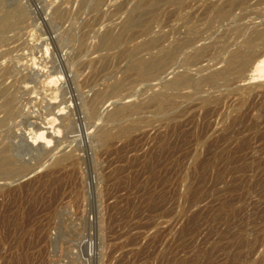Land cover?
I'll list each match as a JSON object with an SVG mask.
<instances>
[{
    "label": "rangeland",
    "instance_id": "obj_1",
    "mask_svg": "<svg viewBox=\"0 0 264 264\" xmlns=\"http://www.w3.org/2000/svg\"><path fill=\"white\" fill-rule=\"evenodd\" d=\"M210 1L0 0V264H264V100L164 87L222 67L239 29Z\"/></svg>",
    "mask_w": 264,
    "mask_h": 264
},
{
    "label": "bare ground",
    "instance_id": "obj_2",
    "mask_svg": "<svg viewBox=\"0 0 264 264\" xmlns=\"http://www.w3.org/2000/svg\"><path fill=\"white\" fill-rule=\"evenodd\" d=\"M251 1L252 0H214L210 1L208 4V10L212 14L210 15V18L214 17V19H220L224 22H222L224 25L229 26V29H239V32L237 36L235 37V42L230 43L229 46L231 50L229 49L225 53L229 52L227 56L223 59H218V62L215 63L214 65L221 64L223 63L222 67H219L217 69H214L212 71H208V74H201L199 78H192L189 77L188 75L185 74H180L177 75L174 79L167 81L164 85V87L167 90H171L174 92H180L183 91L184 89L188 87H193L195 89H201L203 88L206 84L212 85L214 88L216 84H219L220 81L222 82H230L233 84H236V87L234 88L237 92L238 97L236 98V104L232 103L230 106L236 107L238 105L239 109L242 110L243 107H245L248 102L252 101V98H254L253 101L257 100L259 97H262L261 99L264 100V28H256L254 27H244V22L242 20H245L247 18V9L251 6ZM208 2V1H207ZM202 3V2H201ZM258 3L262 4L264 3V0H258ZM195 4V3H194ZM200 4V3H199ZM254 4V3H252ZM196 5V4H195ZM261 7V6H260ZM2 8V7H1ZM195 8V7H194ZM204 8V7H203ZM199 10V9H198ZM237 10L239 13H237ZM200 11V10H199ZM252 11V10H251ZM263 12V11H262ZM14 13V12H13ZM197 13V12H195ZM207 14V13H206ZM240 14V15H238ZM12 15V10H0V31L4 30L8 26V17ZM205 15V14H204ZM239 17H235V16ZM15 16V15H14ZM20 18V17H19ZM250 18V16H249ZM246 19L247 20H249ZM17 19V18H16ZM15 19V20H16ZM21 19V18H20ZM18 19V20H20ZM167 19V18H166ZM17 20V21H18ZM22 20V19H21ZM202 20V19H201ZM215 20V21H216ZM13 21V20H12ZM220 22V21H219ZM240 22V23H239ZM262 22V21H261ZM18 23V22H17ZM204 23V22H202ZM221 23V24H222ZM231 23H235L231 24ZM222 24V25H223ZM237 24V26H236ZM247 24V23H246ZM221 25V26H222ZM231 25H234L232 27ZM261 25H264L262 23ZM13 26V25H12ZM219 26V25H217ZM220 26V27H221ZM258 26V25H257ZM216 26H214L215 28ZM8 29V28H7ZM10 29V28H9ZM212 29V28H211ZM216 29V28H215ZM213 30V29H212ZM209 31V30H208ZM219 31V30H218ZM216 32V30H215ZM214 32V33H215ZM200 33V32H199ZM201 34V33H200ZM205 35V34H204ZM210 35V34H209ZM191 36V35H190ZM214 36V35H213ZM234 36V35H233ZM189 37V36H188ZM204 37V36H203ZM212 38V37H211ZM185 39V38H183ZM208 40V39H207ZM229 40V39H228ZM190 42V41H188ZM184 42L182 44H179L176 49L172 51L171 55H175L179 51H181L182 48L189 47L192 45V43ZM230 42V41H229ZM207 43V42H206ZM200 44V43H199ZM198 44V45H199ZM195 47V46H194ZM191 47H189L190 49ZM193 48V47H192ZM218 48V47H217ZM169 55V53H168ZM226 55V54H225ZM205 55V49H195L194 54L191 55V57L188 59V61L192 63V61H199L204 58ZM209 56V55H208ZM218 58V57H217ZM192 60V61H190ZM160 62L158 63L157 61L155 62H147V61H140L138 64H136V67L138 69V72L140 74L147 73L148 69H151L153 65H159ZM195 65H198L195 63ZM213 66V65H212ZM159 68V67H158ZM199 68V67H198ZM211 66H208L206 68L201 67L200 71L203 70H208L210 69ZM154 71V69H153ZM161 71V70H160ZM204 73V72H203ZM166 74V73H165ZM161 85V84H160ZM232 85V84H230ZM229 86V85H228ZM227 87V86H226ZM217 89H219L217 87ZM158 89H156L157 91ZM168 92V91H167ZM211 91H209L210 93ZM95 95V93H93ZM92 94V96H93ZM102 94V93H101ZM169 94V93H168ZM236 95V94H235ZM91 96V97H92ZM225 96V95H224ZM222 96H217L215 98L213 97H205L204 101L207 103H219L220 101H224L225 97ZM231 98V97H230ZM230 101V99L228 100ZM232 101V100H231ZM252 101V103H253ZM88 102H90L88 100ZM101 102V96L100 93H97L95 95V99L93 100L94 105H99ZM227 102V101H226ZM251 103V102H250ZM258 103V102H257ZM261 103V102H260ZM89 105L90 106H92ZM250 106V104H249ZM260 107H263L260 106ZM124 108V107H123ZM127 108V107H126ZM249 108V107H248ZM264 109V108H263ZM120 110V109H119ZM235 110V109H233ZM246 110V109H245ZM207 111V110H206ZM241 112V111H240ZM58 113V112H57ZM118 113V112H117ZM116 113V114H117ZM207 113V112H206ZM56 115V114H55ZM60 115V114H59ZM63 115V114H62ZM193 115V114H192ZM58 117V116H57ZM246 117V116H245ZM213 118V117H212ZM54 118H52V122ZM57 120V119H56ZM244 121L246 120L243 119ZM44 122V121H43ZM57 123V122H56ZM239 123V122H238ZM256 123V122H255ZM258 123V122H257ZM206 124V123H205ZM237 124V123H236ZM260 124V123H259ZM41 125V124H40ZM50 125V124H48ZM46 126V124L41 125L38 130H43V131H51L53 132L54 130H58L57 124L55 125L54 128L47 127L46 129H43ZM237 126V125H235ZM60 127V126H59ZM240 127V126H239ZM206 128V127H205ZM242 128V127H241ZM48 129V130H47ZM127 128L121 129V131L126 130ZM236 129V128H235ZM204 130V129H203ZM237 132V130H236ZM121 133V132H120ZM203 135V134H202ZM234 135V134H233ZM259 136V134H258ZM261 136V135H260ZM202 138V137H201ZM222 138V137H221ZM224 139V138H223ZM229 145V144H228ZM241 145V144H240ZM212 146V145H211ZM210 146H208L209 148ZM237 148V146H235ZM243 147V146H242ZM212 149V147H210ZM227 148V147H226ZM241 148V147H238ZM244 148V147H243ZM233 149V148H232ZM242 149V148H241ZM239 151H242V150ZM238 150V149H237ZM236 151V150H234ZM232 152V151H231ZM228 153V152H227ZM234 153H229L226 155V158H228L230 161L234 158L233 156ZM249 154V153H248ZM255 154V153H254ZM229 156V157H228ZM219 157V155H218ZM233 157V158H232ZM242 157V156H240ZM70 157H62L61 159L59 158L57 161V164H63L66 159H69ZM225 158V157H224ZM238 158V157H237ZM227 159V160H228ZM240 159V158H239ZM237 159L236 161H238ZM243 159V158H242ZM245 159V158H244ZM258 159V158H257ZM75 160V159H74ZM207 161V160H206ZM235 161V160H233ZM254 161V160H253ZM75 162V161H74ZM77 162V161H76ZM264 162V160H263ZM262 162V163H263ZM264 164V163H263ZM10 165L11 162L7 160V163L3 166L4 168L0 169V178L2 179H8L11 178L10 176ZM67 165V164H66ZM202 165V164H201ZM63 166V165H62ZM80 166V165H79ZM255 168V167H254ZM232 170V169H231ZM255 170V169H254ZM58 172V171H57ZM258 173V172H257ZM14 177V174H12ZM16 175V174H15ZM24 187V186H23ZM210 192V191H209ZM196 193V192H195ZM209 195V194H208ZM244 195V194H243ZM58 196V195H57ZM205 197V196H204ZM190 198V196H189ZM53 199V198H52ZM192 199V198H191ZM55 204V202L53 203ZM152 205V204H151ZM189 205V203H188ZM26 220V219H25ZM29 220V219H28ZM226 231V230H225ZM63 235V234H62ZM15 242V241H14ZM73 246V245H72ZM59 251V250H58ZM214 254V253H213ZM79 255V254H78ZM81 257V256H80ZM79 257V258H80ZM64 262V261H63Z\"/></svg>",
    "mask_w": 264,
    "mask_h": 264
}]
</instances>
